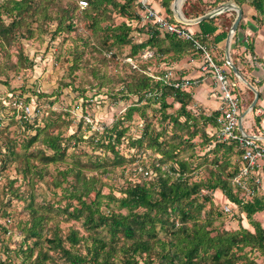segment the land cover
<instances>
[{"label": "trees", "instance_id": "1", "mask_svg": "<svg viewBox=\"0 0 264 264\" xmlns=\"http://www.w3.org/2000/svg\"><path fill=\"white\" fill-rule=\"evenodd\" d=\"M33 1L0 0V42H7L15 29L24 24L27 25V33L32 32L30 24L24 22L25 15L33 17L40 12L42 18L52 20L48 4L34 6ZM85 1L87 9H83L86 6L81 8L79 2L77 6L83 9L85 17L90 19L89 25L92 28H101L98 23L104 21L103 15L106 16V9H100L102 4L112 5L113 9L130 22L134 19H141L133 6L137 2V7L142 9L138 0ZM171 1L161 0V5L168 13L169 20H173L170 9ZM223 1L225 0H213V5L205 7V4L199 0L200 5L194 7L193 2L191 5L190 0H185L182 12L186 18L193 19ZM232 1L238 6L247 5L252 8L254 11L252 18L259 25L264 24V0ZM63 12L60 15L56 14L59 25H62L65 20L64 16L69 15L67 10H63ZM3 14L13 18L10 22L5 23L2 20ZM217 18L218 16H213L198 22L199 31L195 33V37L205 43L215 61L222 64L224 58H219L213 53L212 45L226 37L229 26L216 23ZM34 20L37 21V18L32 19L31 22ZM144 24H147V28L144 30L147 38L140 42H133L132 37L129 36L131 23L121 22L114 25L112 20L103 27L105 31L101 37L102 42H100L99 49L93 47L88 37L81 40L83 45L90 50L94 48V51L100 52L105 49L109 52L108 57L110 58H116L117 55V51L113 47L117 46L118 50L127 44H130V55H128L130 58H137L139 53L144 52L145 49H150L152 55H155V51L161 54L172 52L173 55L168 56L175 60L180 59L188 49L192 50L195 56H201V53L196 51L190 41L179 38L175 34L163 33L148 22H144ZM66 26L70 31L73 24L71 22ZM30 35L28 34L27 37ZM155 57L159 56L155 55ZM100 60L105 61L104 58ZM126 64L128 65V63ZM92 73L102 78V81H99L100 86L111 88L117 80L105 73H98L96 68H93ZM229 75L234 78L232 72ZM120 80L122 79L120 78ZM4 83L7 84L6 81ZM122 84L117 92L123 96L134 95L136 101L126 107L125 112L118 117L114 125L109 129L105 128V135H100L97 144L108 148L113 153L111 169L129 164L133 177L139 176L142 180L127 182L126 187L121 190V195L116 196L111 187L107 193L102 192L101 187L104 184L97 176L81 177L82 174L78 171L76 178L79 184L72 185V189L68 195L66 194L67 198L76 199L75 204L67 203L64 207L49 205V207L38 208L47 210V212L55 211L56 214L62 213L65 220H80L81 226L88 232V235H79L72 229L65 237H62L55 231L58 229L55 225L52 236L45 238L47 249L45 251L39 249L38 255L32 259L33 246L40 245L43 228L52 219V215L33 208L31 222L28 226H22L21 229L25 235L19 244V250L24 253L22 262L26 264H44L45 261L55 263L56 258L49 253V250H52L59 252L60 257H64L65 264H257L253 252L257 251L264 255V228L262 223L254 218V215L264 211V194L258 192V188L251 184L252 181H249L251 187L249 196L245 190L233 183V178L239 176L241 153L234 141H219L215 137L214 130L218 126L216 117L219 111H213L209 115H206L204 111L193 114L187 109L188 104L193 102L190 91L166 85L162 80L153 81L150 76L144 73L138 76L131 75V80L123 81ZM3 98L9 99L10 95L7 94ZM168 98H171L170 103L167 101ZM142 100L146 103H159L160 124L167 120V124H171V135L168 139H164L167 134V125L156 130L151 127L149 121H146L140 135L128 138V153L120 154L115 146L123 142L121 138L127 128L119 129L117 125L121 124L122 120H130L133 112L144 117V106L139 105ZM172 103H178L177 112L166 113V108L170 107ZM15 112L17 115L18 111L13 109L12 115L8 116L10 121L14 119ZM21 114L23 113L21 112ZM181 117L183 119H180ZM26 120L25 115H22L19 121L25 125ZM47 126L36 127L38 132L24 146L26 148L39 135H42V143L53 151L51 156L41 157L46 163L61 160L66 148L61 144V132L49 133ZM185 128L187 136L183 137L179 131ZM209 128H212L213 132ZM198 134L202 138L203 144H213L211 152L214 157L211 164L215 165V171L210 169L207 177L195 180L192 179L194 172V168L191 167L192 162L180 156V153L186 148L192 149V139ZM72 136L78 137L77 135ZM78 139L81 137L79 136ZM105 140H107L106 143H104ZM11 142L7 141L2 149L3 152H0L4 156H10L13 160L20 157L21 161L25 163L24 167H21L22 171L29 172L34 166L30 164L29 159L37 154L18 153ZM182 144H184L183 148ZM147 149L151 150V153L147 155L150 162L145 158ZM220 151L222 152L221 157H218L217 154ZM232 153L237 156L234 162L230 161ZM192 156H194L193 153L190 154V157ZM228 167L231 168V171L226 170ZM3 168L5 165L0 161V169ZM144 171H148V176H145ZM13 181L11 180L10 183ZM55 185L58 186V183ZM214 190L222 192L227 198V205L236 207L239 214L247 219L253 230L242 224H238V227L232 230L216 225V221L223 215V212L230 213L232 207L229 206V211L224 209V211H218L216 207H213L211 191ZM91 194L92 198H90ZM208 203L209 207L206 208ZM27 206L33 207L32 200ZM238 216L240 217V215ZM0 227L4 232L8 231L9 235L12 233L10 227H7L5 223ZM162 233L164 236H161ZM28 239H32L33 246L28 245L23 249V245ZM82 241L84 253H81V250L77 248V245ZM65 242L68 243V246L65 245ZM9 252L11 250L8 247L0 245V264H17L10 259ZM1 253H3L2 256Z\"/></svg>", "mask_w": 264, "mask_h": 264}, {"label": "rangeland", "instance_id": "2", "mask_svg": "<svg viewBox=\"0 0 264 264\" xmlns=\"http://www.w3.org/2000/svg\"><path fill=\"white\" fill-rule=\"evenodd\" d=\"M150 1L146 0L147 5L151 7H153L151 5L153 2L156 5L159 3L161 6V0ZM198 1L190 0V4H194V7L199 6ZM200 1L205 4V7L214 4L213 0ZM33 2L34 6L48 4V11L52 20L42 18L40 12L33 17L25 15L24 22L30 24L32 32L27 33V25L24 24L15 29L7 42H0V151L3 152L2 149L7 141L9 143L12 141L15 151L18 153L37 154V156L29 159L30 164L34 166L25 173L22 171L25 163L21 161L20 157L13 160L10 156H4L0 152V161L5 165V168L0 169V225L5 223L12 231L9 235L8 231L4 232L3 229H0V245L11 250L9 252L10 259L17 264H26L22 262L24 253L19 250V244L25 236L21 230L22 226H28L31 222L33 208L52 215V219L43 228V237L39 246H33L32 239H28L23 245V249L28 245L33 246L32 259L38 255L39 249L42 251L47 249L48 245L45 238L52 236L55 225L58 228L55 231L62 237H65L72 229L77 231L79 235H88V232L81 226L80 220H65L62 213L56 214L55 211L47 212V210L38 208L49 207V205L64 207L67 203L75 204L76 199L67 198L66 194L68 195L72 185L79 184L76 178L78 171L82 174L81 177L97 176L104 184L101 187L102 192L107 193L111 187L116 196L121 195V190L126 187L127 182L142 180L139 176L133 177L129 164L111 169L113 153L108 148H103L97 144V139L105 135V128L109 129L114 125L118 117L125 112L126 107L136 101L134 95L123 96L117 92L123 85V81L128 82L131 80V75L138 76L141 73L147 74L153 81H158L160 78L157 76L161 77L162 73L167 70L172 71L177 76L193 77L191 73L193 70H199L198 64L201 61V57L195 56V53L190 49L177 60L168 56L173 55L172 52L161 54L153 48L152 50L155 51V55L159 56L158 58L152 54L150 56L145 55V52L152 53L150 49H145L144 52L139 53L137 58H130L128 56L130 55V44L123 45L118 50L117 46L113 47L117 51V55L116 58H110L108 57L109 52L105 49L100 52L94 51V48L90 50L83 45L81 39L88 37L93 47L99 49L101 47L100 42H102L101 37L105 31L103 27L112 20L114 25L121 22L131 23L129 36L132 37L133 42H140L147 38L144 34L147 24H144L143 20L134 19L130 22L113 9L112 5L102 4L100 9H106V16L103 15L104 21L98 23L101 28H92L89 25L90 19L85 17L82 12L88 6L81 9L77 6L79 0H34ZM172 2L173 0L170 3V9ZM228 2L233 1L229 0ZM133 6L138 14L142 12V9L137 7V2ZM73 7L75 8L73 9ZM243 7V17L250 21L251 9L247 5ZM63 10H67L69 15H65V20L62 25H59L56 14L60 15ZM162 11L159 12L167 17L168 13L165 9ZM228 12L230 13L228 14ZM171 14L174 16L175 13L171 10ZM217 16L216 23L221 22L230 26L235 18V10L224 11ZM12 18L6 14L2 15V20L5 23L10 22ZM34 18H37V21L31 22ZM71 22L73 26L69 31L66 25ZM245 25L247 26L246 23L242 26L245 27ZM58 26L60 27L56 30ZM187 26L189 28V24ZM240 31L243 29L240 28ZM28 34L31 35L27 37ZM231 50L232 59L235 64H238L237 58L240 59L241 56L239 53L240 46H233ZM102 58L105 59L104 62L100 60ZM93 68H96L98 73L115 77L117 80L113 87L100 86L99 81H102V78L93 75ZM242 71L244 72L243 68ZM5 81L7 84L4 83ZM191 89L193 88L189 89L190 92ZM7 94L10 95V98L4 99L3 97ZM167 101L170 103L171 98H168ZM21 105L29 107L30 113L24 112V108L20 107ZM139 105L144 106L145 118L137 112H133L130 120H122V123L117 125L119 129L121 127L127 128L121 138L123 142L115 146L120 154L128 153V138L140 135L146 121H149L151 127L156 130L167 125V134L164 139H168L171 135V124H167V120L160 124L159 103H146L142 100ZM178 107V103H172L170 107L166 108V113H176ZM193 108V105L188 104L187 109L193 114H198ZM13 109L18 112L17 115L15 112L14 119L10 121L8 116L12 115ZM24 114H27L25 125L19 121ZM85 117H88L89 120H85ZM45 126H47L49 133L61 132V144L66 147L61 160L46 163L41 158L44 155L51 156L53 154V151L42 143V135H39L26 148L24 147L28 144L29 139L38 132L35 128ZM179 132L183 134V137L187 136L186 128ZM199 134L192 139V149L186 148L180 153V156L192 162L191 167L194 168L192 179L195 180L207 177L210 169L215 171V165L212 166L211 164L214 157L211 152L213 144H203ZM72 135L80 136L81 139ZM106 142L107 140L104 141V143ZM183 146L184 144L181 145L182 148ZM148 153H151L150 149H147L145 155L149 161ZM192 153L194 156L190 157ZM221 153L220 151L217 154L218 157H221ZM236 159L237 156L232 153L230 161L234 162ZM226 170L231 171V168L228 167ZM145 176L148 175L145 174ZM11 180L14 181L10 183ZM55 183H58V186ZM258 190L259 193L264 194L262 183ZM211 193L213 197L212 206L216 207L218 211H224L227 198L220 190H214ZM92 197L91 194L90 198ZM31 200L32 208L27 206ZM208 205L209 203L206 208L209 207ZM228 206L232 207L230 204ZM254 218L259 220L264 228V211L261 214H255ZM238 224L253 230L247 219L239 214L236 207H232L230 213L223 212V215L216 221L217 226L230 230L237 228ZM161 236H164L163 233ZM65 245L68 246V243L65 242ZM77 248L81 250V253H84L83 241L77 245ZM49 253L56 258V262L45 261L44 264H65L66 260L64 257H60L59 252L49 250ZM2 255L3 253H1ZM253 256H255L257 264H264V255L254 251Z\"/></svg>", "mask_w": 264, "mask_h": 264}, {"label": "built area", "instance_id": "3", "mask_svg": "<svg viewBox=\"0 0 264 264\" xmlns=\"http://www.w3.org/2000/svg\"><path fill=\"white\" fill-rule=\"evenodd\" d=\"M142 12H140L141 20L150 23L163 33L175 34L179 38L188 40L192 43L196 51L201 53V61L198 64L200 74L197 77L177 76L170 70L164 71L160 80L166 85L178 88L181 90H188L197 86L202 80L211 78L213 82L212 94L220 100L219 111L216 121L217 128L214 130V135L219 141H234L239 149V176L233 178V183L246 191L247 195H251V184L257 188L262 183V175L264 174V144L247 134L243 129H239L240 113H241V99H240V85L241 79L235 75L228 62L224 58V62L219 64L215 61L209 48L198 38L195 37V32L188 28V24L178 20L174 14L173 20L163 16L158 10L147 5L146 0H140ZM81 8L87 5L85 0H79ZM234 34V33H233ZM232 34V36H233ZM231 36V38H232ZM150 52H145L146 56H150ZM231 62H233L230 57ZM232 72L234 78L229 75ZM24 112L30 113L29 107H23ZM27 116V114H24ZM85 120H89L85 117ZM1 125V122H0ZM148 174V171H144ZM225 211H229V206L226 204Z\"/></svg>", "mask_w": 264, "mask_h": 264}, {"label": "crops", "instance_id": "4", "mask_svg": "<svg viewBox=\"0 0 264 264\" xmlns=\"http://www.w3.org/2000/svg\"><path fill=\"white\" fill-rule=\"evenodd\" d=\"M228 1L229 0L223 1L221 3H228ZM149 2L151 1L149 0ZM151 5L158 11L164 10L162 5L160 6L159 3L156 5V3L153 2ZM243 6L244 5L239 6L242 9V17L232 38L230 39L228 51L229 57H231L232 59V47L237 45L240 46L239 53L241 54V56L240 59L237 58V63L239 64V66L238 64L234 63L235 61H232L245 79L244 82L242 81L239 89L241 99L240 120L242 129L247 134L255 137L258 142L264 144V24L259 25L257 21L252 19V17L250 21H247L248 18L245 20L246 17H243ZM250 9L252 12L251 14H253V9ZM229 13L230 12H228V14ZM251 21H253V23H251ZM244 23H246L247 26H242ZM240 24L241 27H239ZM189 28L195 33L199 31L197 23L189 24ZM240 28H242L243 31H240ZM225 38L212 45L213 53L219 58L225 56ZM241 67L243 68L244 72L242 71ZM199 74L200 71L197 69L192 71L191 76L197 77L199 76ZM212 88L213 82L211 78H206L202 80L197 86L193 87V89H191V95L193 98V102L191 105H193L194 110L198 112L203 109L206 115H209L211 112L217 110L218 106L220 105V100L217 97L213 96ZM256 95L257 99L255 100L253 106H251V103ZM209 129L211 130V132H213L212 128ZM263 181L264 174L262 175V185H264Z\"/></svg>", "mask_w": 264, "mask_h": 264}, {"label": "water", "instance_id": "5", "mask_svg": "<svg viewBox=\"0 0 264 264\" xmlns=\"http://www.w3.org/2000/svg\"><path fill=\"white\" fill-rule=\"evenodd\" d=\"M183 1L184 0H182V3H183ZM175 2H176V0H173V2L171 4V10L175 13L178 20H180L186 24H195V23L200 22L203 19L219 15L220 13H222L224 11L235 10V18L233 19L232 24L230 25L228 33H227L226 38H225L226 39L225 59L228 62L232 72L235 75H237L241 79V81L244 82L245 81L244 77L242 76L240 71L237 69L236 65L233 62H231L230 57H229V51H228L231 36L235 32V30H236V28H237V26L241 20V17H242V9L232 2L221 3V4L217 5L216 7L207 11L206 13H204L203 15H201L199 17H196L193 19H188L184 16V14L182 13V10L180 12L175 11V6H174ZM256 99H257V95L255 96L254 100L252 101L251 106H253ZM239 129L242 130L241 122L239 123Z\"/></svg>", "mask_w": 264, "mask_h": 264}, {"label": "bare ground", "instance_id": "6", "mask_svg": "<svg viewBox=\"0 0 264 264\" xmlns=\"http://www.w3.org/2000/svg\"><path fill=\"white\" fill-rule=\"evenodd\" d=\"M181 4H182V0H176V2L174 3V6H175V11L177 12H180L181 11ZM184 19V18H183Z\"/></svg>", "mask_w": 264, "mask_h": 264}]
</instances>
